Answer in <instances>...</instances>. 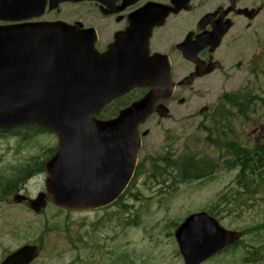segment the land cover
I'll use <instances>...</instances> for the list:
<instances>
[{
  "label": "water",
  "instance_id": "95a60500",
  "mask_svg": "<svg viewBox=\"0 0 264 264\" xmlns=\"http://www.w3.org/2000/svg\"><path fill=\"white\" fill-rule=\"evenodd\" d=\"M15 1L0 0L2 21L24 13L28 18L32 6ZM24 28H0V129L35 124L57 135V152L45 165V191L55 206L74 211L106 206L120 196L134 171L136 126L171 93L167 64L163 59H142L146 50L134 48L139 37L131 36L129 45L122 41L119 51L95 57L85 36L68 30L42 35ZM108 77L115 78L117 94L134 87L152 91L116 120L96 123L90 113L102 107L112 90L90 98ZM45 205V194L29 202L36 213ZM175 237L184 264H200L240 236L197 214L185 220ZM37 256L36 247L25 246L1 264H29Z\"/></svg>",
  "mask_w": 264,
  "mask_h": 264
},
{
  "label": "rangeland",
  "instance_id": "374dc122",
  "mask_svg": "<svg viewBox=\"0 0 264 264\" xmlns=\"http://www.w3.org/2000/svg\"><path fill=\"white\" fill-rule=\"evenodd\" d=\"M242 90L262 101L254 100L251 121L243 123L234 118V133L242 142L256 140L252 131L264 123V66L253 78L241 70L222 85L216 79L195 85L180 115L171 120L152 119L146 124L150 133L138 161L167 152L170 157L188 152L215 156L202 143L205 132L199 129L202 117H197L198 110L207 108L210 112L224 93ZM20 133L25 139L30 136ZM55 143L48 134L21 141L15 136H0V188L18 167L35 158L44 161L47 149ZM148 170L147 165L139 168L134 184L118 205L91 212L60 211L48 204L43 213L34 215L24 204L13 203L12 195L1 200L0 193V262L18 247L36 243L42 252L33 264H183L174 226L192 213L206 212L214 214L225 229L245 235L238 246L203 264H264V194L240 196V201H233L232 195L239 190L235 183L237 169H221L208 178L184 184L173 183L171 177L156 181ZM45 177L44 173H35L20 192L35 197L43 192Z\"/></svg>",
  "mask_w": 264,
  "mask_h": 264
},
{
  "label": "flooded vegetation",
  "instance_id": "af4514ba",
  "mask_svg": "<svg viewBox=\"0 0 264 264\" xmlns=\"http://www.w3.org/2000/svg\"><path fill=\"white\" fill-rule=\"evenodd\" d=\"M62 6H69L72 12H47L33 22L80 23L82 29L95 34L99 53L106 52L131 26H136L134 35L149 33L150 51L166 55L170 61L174 91L164 106L173 115L181 113L180 107L189 102L188 94L195 85L218 78L222 84L241 70L253 78L264 66V0H189L188 5L187 0H87ZM145 7H153L152 13L144 12L133 23L132 18ZM214 35L217 38L212 43L197 42ZM184 44H188L185 52H195L192 60L182 56ZM147 91H133L132 101ZM126 97L115 99L113 107Z\"/></svg>",
  "mask_w": 264,
  "mask_h": 264
},
{
  "label": "trees",
  "instance_id": "16d2710c",
  "mask_svg": "<svg viewBox=\"0 0 264 264\" xmlns=\"http://www.w3.org/2000/svg\"><path fill=\"white\" fill-rule=\"evenodd\" d=\"M222 106L218 109V118L212 120V127L216 130H222V138L212 139L211 135L208 134L207 141L209 144L217 148V150L225 152L229 157V162L231 166L239 167L240 173L237 177V184L246 189L249 187L246 180L249 176L257 178L258 183L254 186L256 190L254 193L258 192L264 186V142L261 143L260 147L256 148H243L236 140H232L233 132V117L234 115L230 113L231 111H236L237 116H246L249 112L248 96L243 93H235L234 95H226L223 98ZM228 107V110L226 109ZM36 128L25 127L23 130L30 132ZM228 131V135L225 133ZM216 133L218 131H215ZM216 135V134H214ZM209 158H198L195 159L191 157L188 153L180 155L176 160H172L169 157H163L160 162L155 163L153 168H151V173L153 177H158L161 180H165L169 177L176 179L185 180H195L200 177H205L210 175L213 170L210 168L212 164H205V160ZM234 161V162H233ZM38 165L28 166L26 169L19 170L16 172V177H13L10 181V192L13 191L15 185H23L25 182L24 176L30 173L33 169H37ZM204 169H207L206 173H202ZM9 187V186H7Z\"/></svg>",
  "mask_w": 264,
  "mask_h": 264
}]
</instances>
